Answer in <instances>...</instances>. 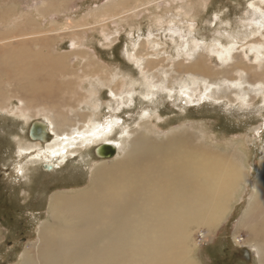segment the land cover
Returning a JSON list of instances; mask_svg holds the SVG:
<instances>
[{"label": "rangeland", "instance_id": "1", "mask_svg": "<svg viewBox=\"0 0 264 264\" xmlns=\"http://www.w3.org/2000/svg\"><path fill=\"white\" fill-rule=\"evenodd\" d=\"M108 1L115 4L110 6L112 15L101 14ZM120 1L0 0V44H10V41H13V44L25 46L52 58L56 57L57 60L61 58L54 63L55 73L52 76L40 73V79L56 80L57 84H61L58 85L60 88L64 87L59 98L66 101L72 98L70 101H74V97L78 98L72 92L67 93L69 98L63 93L69 91V87L79 89L82 79L77 76L85 66V60L80 57L72 58L70 43L77 35L66 33L62 26L71 23L74 32L81 33L85 29L84 25L94 23V27L90 26V31L87 30V46H91L95 53H98V59L110 73L103 74L102 82H85L84 90L92 88L91 86L99 90L96 98L101 101V108L94 110L98 120L110 115L108 105H119V110L112 111L113 115L119 117L113 134L122 127L141 130L143 126L138 124L142 119L138 118L137 114L141 109L149 108L154 110L151 112L152 116L146 118L149 124L147 127L154 135L165 137L176 128H191L192 132L205 133L210 142L215 140L221 144L228 143V148H231V143L242 141L241 149L247 155L249 169L244 182L243 198L239 202H232L233 207L213 231H208L206 227L194 231V245L201 264H259V256L251 245L245 244L249 235L248 229L238 225L252 195L260 161L264 158V84L250 85L244 82L246 78L249 79L246 72L231 69L240 55L246 58L244 62L247 65L257 66L258 71L263 69L262 65L259 66L258 61L251 57H254V53L250 51L249 44L251 46V41L256 38L264 41V26L258 23L264 10H259L252 4L253 1H263L261 5L264 6V0H161L158 4L144 7L134 14L123 12L122 9L127 4ZM97 10L98 17L95 16ZM158 16L161 22L157 21ZM259 27L260 32L252 36L250 33ZM54 28H57V31ZM4 30L7 33L3 34ZM194 43L198 44V49L192 51L190 48H193ZM225 44H233L232 54L237 56L223 61L218 58L216 51H221L222 45ZM127 45L131 51L129 55L124 54ZM244 51H247L249 56L243 55ZM134 52L143 57L140 61L147 72L138 68V63L133 58ZM199 58L206 62L216 76L193 75L186 71L190 64ZM60 63H63L64 67L59 68ZM110 74H118L113 78V82L107 79ZM130 76L137 80L133 87L128 86L134 89L131 95L111 98L109 89L121 79L129 81ZM145 77H151L157 85L153 90L155 94L147 99L141 97L145 90ZM69 79L72 80L71 83ZM238 80L244 82L242 87L234 83ZM2 86L7 87L8 91L4 88V92L10 98L6 103L7 108L0 106V264H19L22 261L21 254L27 247H37L39 228L49 218L46 211L50 196L60 191L73 192L84 189L93 166L110 164L114 160H101L92 147L69 157V160L60 169H54V172L43 171L39 161L26 163L17 153L20 144L25 146L29 143L32 123L37 119H44L47 110L46 113L53 118V111L50 110L53 108V101L61 100L55 98L49 102L50 105H45L43 100H40L43 103L35 101L49 109H44L43 106L30 108L26 111V114H29L25 118L19 113L24 99L22 96H13L17 91L16 85L6 79ZM241 89L247 92L243 99ZM78 104L80 105L76 107L69 105L70 107L64 106L62 109H67L68 112L71 109L69 114L72 116H75L76 112L93 111L89 104ZM39 108L42 111L39 112ZM27 121L28 126L25 125ZM18 167L25 169L23 174L18 172ZM241 249H248L249 260L240 253Z\"/></svg>", "mask_w": 264, "mask_h": 264}, {"label": "bare ground", "instance_id": "2", "mask_svg": "<svg viewBox=\"0 0 264 264\" xmlns=\"http://www.w3.org/2000/svg\"><path fill=\"white\" fill-rule=\"evenodd\" d=\"M122 1L127 4L122 9L123 12L134 14L144 7L158 4L161 0L120 2ZM261 3L263 1L256 3L253 1L252 4H255L257 9L264 10ZM112 4L114 2L108 1L105 6L103 5L101 14L112 15L110 13ZM98 14L97 10L95 16L98 17ZM263 20L264 13L258 22L260 26H264ZM90 26L94 27V23L84 25L85 29L81 33H75L71 23L62 26L66 33L77 35L70 43L72 58L80 57L85 60V66L77 76L82 79L80 87L77 86L79 89H71L72 87L68 85L69 91L63 93L72 92L78 98L74 97V101L78 100L77 103L70 101L72 98L67 101L59 98L64 87L60 88L58 85L61 84H57L56 80L45 82L40 79V73L52 76L56 71L54 63L61 58L57 60L56 57L52 58L25 46L13 44V41H10V44L5 42L0 44L2 108L6 107L10 98L4 92V88L8 91L7 87L2 86L6 79L16 85L17 91L13 96H22L24 99H22L24 105L19 108V113L25 118L29 114H26L28 109L43 106L42 100L45 101V105L55 98L61 100L53 101V108L50 109L53 111V118L46 113L48 110L46 112L43 110L44 119L34 121L46 124V129L51 133L50 139L33 138L30 134L29 143L25 146L20 144L18 155L28 164L39 161L45 172L60 169L69 157L82 153L86 148L94 147L101 160L108 158L114 160L110 164L93 166L84 189L73 192L60 191L50 196L46 211L49 218L39 228L37 247L36 245L27 247L21 254L22 261L19 264H201L194 245L193 232L202 227L213 231L233 207L232 202H239L243 198L244 182L249 172L247 155L241 149L243 142L237 140L228 148V143L221 144L215 140L210 142L205 133L192 132L191 128H176L165 137L154 135L147 127L149 124L146 118H150L149 115L154 110L149 108L141 109L137 114L138 118L142 119L138 124L143 126L141 130H128L122 127L113 134L114 125L118 124L119 117L113 115L112 111L119 110V105H108L110 115L98 120L94 110L101 108V101L96 98L99 90L94 86L84 90L85 82L92 84L98 80L102 82L103 74L110 73L107 72L105 64L98 59V53H95L91 46H87ZM54 30L57 31V28ZM257 32H260V27L251 33L249 31L252 36ZM2 33L7 32L4 30ZM197 46L198 44L194 43L190 49L192 51L198 49ZM222 47L221 51H216L221 60L226 61L237 56L232 54L233 44H225ZM249 49L254 53V57H251L258 61L263 69L258 71L257 66L247 65L244 62L246 58L240 55L231 70L246 72L249 79L246 78L244 82L250 85L264 84V41L256 38L251 41V46L249 44ZM130 53L127 45L124 54ZM134 55L138 68L145 72L147 69L144 70L140 61L143 57L136 53ZM243 55L249 56L247 51H244ZM66 59L69 60V57ZM58 67H64V64L60 63ZM186 71L193 75L216 76L201 58L190 64ZM117 75L110 74L107 79L113 82ZM150 78L145 77V90L141 93L143 99L155 94L153 90L157 85ZM135 79L130 76L129 81L124 79L117 81L115 86L109 89L110 97H129L134 89L128 86L133 87L137 83ZM71 81L69 79V83ZM244 82L234 81L239 87H242ZM246 93V90H243L242 99ZM81 102L89 104L93 111L76 112L75 116H72L69 114L71 109L69 112L62 109L69 105L79 106L78 103ZM40 110L39 108V112ZM104 145L114 148L115 154L107 156L101 152L100 148ZM24 170L18 167V172L21 171L23 174ZM258 173L253 182L252 195L238 226H245L248 229L249 235L245 244L252 246L259 256V264H264V158L260 161Z\"/></svg>", "mask_w": 264, "mask_h": 264}, {"label": "water", "instance_id": "3", "mask_svg": "<svg viewBox=\"0 0 264 264\" xmlns=\"http://www.w3.org/2000/svg\"><path fill=\"white\" fill-rule=\"evenodd\" d=\"M30 134L33 138H38L42 140H49L51 137V133L48 132V130L46 129V124L44 122L39 121H36L32 124ZM100 149L101 152H103L107 156L115 154V150L112 147H105L104 145ZM240 253L243 255V257L249 260L250 253L247 249H241Z\"/></svg>", "mask_w": 264, "mask_h": 264}]
</instances>
